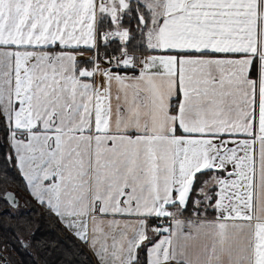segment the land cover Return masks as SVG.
<instances>
[{"label":"snow or ice","instance_id":"obj_1","mask_svg":"<svg viewBox=\"0 0 264 264\" xmlns=\"http://www.w3.org/2000/svg\"><path fill=\"white\" fill-rule=\"evenodd\" d=\"M0 149L68 264H264V0H0Z\"/></svg>","mask_w":264,"mask_h":264},{"label":"trees","instance_id":"obj_2","mask_svg":"<svg viewBox=\"0 0 264 264\" xmlns=\"http://www.w3.org/2000/svg\"><path fill=\"white\" fill-rule=\"evenodd\" d=\"M4 175L0 171V177ZM7 179L6 184H0V189L14 192L23 205L8 210V205L0 201V249L6 251L13 264H68L69 252L75 250L69 234L28 195L24 181L14 168L7 173ZM193 213L189 211L183 216ZM200 214L210 217L213 211ZM79 260L85 257L81 255Z\"/></svg>","mask_w":264,"mask_h":264},{"label":"crops","instance_id":"obj_3","mask_svg":"<svg viewBox=\"0 0 264 264\" xmlns=\"http://www.w3.org/2000/svg\"><path fill=\"white\" fill-rule=\"evenodd\" d=\"M205 217H206L207 221H214V220L216 219V213L213 212V215H211L210 217H208V216H206V215H204V214H199V218H200V219H203V218H205ZM179 218H180L181 220H184V221H185V225L187 226V221H188V219H196L197 217H196V214L193 213L191 216H181V217H179ZM153 223L156 224L157 222L154 221ZM159 223H162L163 226L167 227L169 222H168V221H160ZM172 226L174 227V225H172Z\"/></svg>","mask_w":264,"mask_h":264},{"label":"rangeland","instance_id":"obj_4","mask_svg":"<svg viewBox=\"0 0 264 264\" xmlns=\"http://www.w3.org/2000/svg\"><path fill=\"white\" fill-rule=\"evenodd\" d=\"M18 201H19V200H18ZM19 202H20V205H19V206L23 205L21 201H19ZM0 250H2V255H3V257L6 258L7 262H8L9 264H13L12 261L10 260V258L8 257L6 251H5L4 249H0Z\"/></svg>","mask_w":264,"mask_h":264},{"label":"water","instance_id":"obj_5","mask_svg":"<svg viewBox=\"0 0 264 264\" xmlns=\"http://www.w3.org/2000/svg\"><path fill=\"white\" fill-rule=\"evenodd\" d=\"M7 191H10V190H7ZM19 202V201H18ZM19 205H20V202H19Z\"/></svg>","mask_w":264,"mask_h":264},{"label":"built area","instance_id":"obj_6","mask_svg":"<svg viewBox=\"0 0 264 264\" xmlns=\"http://www.w3.org/2000/svg\"><path fill=\"white\" fill-rule=\"evenodd\" d=\"M7 264H9V263L7 262Z\"/></svg>","mask_w":264,"mask_h":264}]
</instances>
